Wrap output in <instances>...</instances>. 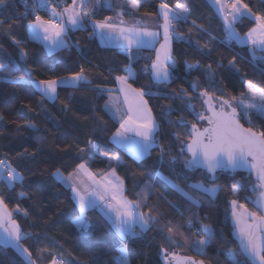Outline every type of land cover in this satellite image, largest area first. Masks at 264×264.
<instances>
[{
    "label": "trees",
    "instance_id": "obj_1",
    "mask_svg": "<svg viewBox=\"0 0 264 264\" xmlns=\"http://www.w3.org/2000/svg\"><path fill=\"white\" fill-rule=\"evenodd\" d=\"M60 1L66 7L72 0ZM166 2L174 8L177 2L184 3L185 0ZM137 3L139 13L153 16L161 0H137ZM243 3H247L253 12L264 13V4L260 0H243ZM32 4L33 0H4L0 5V64L8 66L7 70L0 71V160L24 177L23 183L11 188L0 183V199L13 213L12 218L22 232L28 235L27 239L20 241L21 246L29 249L36 264H51L53 255L65 264H118L116 259L121 250L127 264H166V253L190 257L204 264H228L225 253L229 250L238 252L228 223L229 205L235 199L238 205L243 204L252 211L256 194L251 190L254 182L245 174H217L213 179L199 169L190 171L185 168L180 147L181 141L188 143L189 129L176 121L182 118L189 128L192 123L198 127L204 123L207 125V121H198L186 107L188 96H192L191 103L196 112L204 111L199 98L201 90L231 100L233 96L240 97L246 92L245 81L264 87V51H255L253 55L251 47L234 40L227 46L224 24L208 0H187L191 13L187 21L181 20L173 28L180 37L174 39L171 46L176 63L173 79L167 85L155 84L149 70L146 71L152 60L151 52H140L133 62H129L117 50L100 47L88 22L84 28L67 34L68 44L64 49L47 55L40 44L25 38V28L34 18L21 15ZM94 4L95 0H89L84 11H91ZM115 11L100 8L94 18L112 17ZM254 23V18H242L235 25V31L244 36ZM197 26L206 31H200ZM189 38L191 45L183 42ZM204 44L208 47L203 48ZM22 49L26 53L23 59ZM233 58L235 68L228 63ZM186 62H198L200 67L187 72ZM208 65L212 66L211 81ZM126 67L135 74L128 80L129 84L146 93L144 100L159 125L157 146L140 160L112 146L110 139L118 126L105 111L107 92L114 88L116 76L126 75ZM81 68L90 83L74 89L58 87L55 101L43 99L33 86V82L40 80L68 77ZM193 82L199 85L195 91L191 87ZM181 89L187 90L188 95L183 99L170 98ZM29 107L32 111H28ZM169 107L173 111L166 114ZM240 123L256 132L264 131V117L255 113L241 118ZM29 124L36 130L28 127ZM89 140L97 145L88 164L93 175L101 177L110 168H115L117 176L123 180L124 196L130 201H140L138 211L158 216L159 224L147 231L136 227L134 237L121 239L105 216L93 208L86 212L89 223L94 226L90 234L74 226L77 208L69 190L52 174L59 169L67 176L77 164L87 161ZM161 146L165 150L163 163L159 159ZM113 156H119L120 162L109 159ZM171 157L179 158L172 164ZM162 177L199 200V207L181 196ZM197 182L205 188L216 186L220 190L210 197L188 188L189 184ZM233 186L238 189L235 194ZM172 205H177L183 215H178ZM167 220L181 225L183 236L174 237L178 243H167L166 232L162 235L159 231ZM189 220L195 226L191 231L186 223ZM201 224L211 227L216 235L205 253L197 254L185 239H199L203 233L195 234V228ZM162 248L166 253L161 251ZM238 258L244 260L242 256ZM168 261H174L171 255H168ZM0 264L25 262L11 248L0 246Z\"/></svg>",
    "mask_w": 264,
    "mask_h": 264
},
{
    "label": "snow or ice",
    "instance_id": "obj_2",
    "mask_svg": "<svg viewBox=\"0 0 264 264\" xmlns=\"http://www.w3.org/2000/svg\"><path fill=\"white\" fill-rule=\"evenodd\" d=\"M89 0H72L71 4L63 8L62 12H58L55 7L51 8L52 19H44L39 14V9L45 8L48 5V0H33V7L30 13L34 19L29 22V35L34 40L43 42L49 52L56 49L66 47L64 36L68 31L74 29H82L86 22L91 23L93 27V35L98 36L102 41L110 43L112 41L123 42L122 47H126L129 59H132V48L137 49L142 47H153L158 42L160 35L157 31L150 30L147 26H142L140 20H134L132 24H127L122 16L123 8L116 14V20L112 17L105 16L102 20L95 19L96 13L104 6L111 8L110 0H95V4L91 11L85 12ZM219 6V13L223 18L226 42L236 41L238 44H247L251 46V51L254 55L257 49L264 51V13L253 12L247 3L243 0H215ZM264 4V0H260ZM4 4V0H0V5ZM124 4L131 12L138 11L137 0H124ZM191 9L187 4L177 2L175 7H170L166 0H161L159 4V17L163 23L160 27L163 29V42L156 49V57L151 63L150 73L152 79L157 84L167 85L171 82L176 70V63L171 55L172 42L180 37L173 31L174 24L181 20L187 21ZM244 16L250 19L254 18V26L249 31L241 36L235 31L236 21ZM65 17L67 18L65 20ZM117 20L119 21L117 23ZM196 25V22H192ZM200 31H206L201 26H197ZM191 32L192 29H189ZM209 35H211L209 33ZM184 43L191 45L192 40L184 39ZM199 43V42H197ZM203 48L208 45L204 44ZM23 59L26 53L21 50ZM255 58V57H254ZM229 66L235 68V58L229 60ZM200 67L199 63L185 64V71L190 72L194 68ZM211 65H208L209 80L213 79L211 73ZM8 66L0 64V71L7 70ZM146 66V71H148ZM239 71V69H237ZM84 68L68 77H58L48 80H40L35 83L36 88L43 99L55 101L57 99L58 87L78 88L82 85L90 83L84 75ZM127 75L116 76L115 79L119 83V92L124 97V103L127 105V112H123L121 106L117 102L118 98H114L109 92V100L105 107L113 115L114 118H119L120 125L113 134L112 140L114 143L127 148L131 145V150L137 160L143 159L149 154L150 149L157 146L156 132L159 130V125L152 116V110L148 107L147 101L144 100V93L140 89H135L128 83V80L135 74L130 67L125 68ZM246 92L241 93L240 97L233 96L231 100L221 97H214L207 90H201L199 98L205 110L199 113L196 112L195 106L191 103L194 98L188 96L186 107L190 110L198 121H207V127L200 128L196 123H192L190 128L186 121L182 118L176 123L183 128L189 129V140L185 145L181 141L180 157H183L185 168L192 171L197 168L206 169L208 173L215 174L217 169L232 170L248 169L254 174L257 183L252 187V191L258 193L257 200L254 203L257 205V212H249L243 204L239 205L242 211H237V200H232V217L235 222V233L239 240V251L232 252L229 250L226 255L228 264H264V131L256 132L252 128H245L240 119L249 117L251 113H255L264 117V87L256 86L252 81H245ZM211 86V84H210ZM195 91L199 85L193 82L191 85ZM102 91V90H101ZM159 93H153L157 95ZM166 95V94H165ZM187 90L181 89L179 93L170 97L183 99L187 96ZM239 108V112H238ZM28 111H32L29 107ZM173 109H166V114H170ZM251 123V119H249ZM28 127L34 131L35 126L29 124ZM138 138V139H137ZM179 139V134H177ZM97 145L92 141H88V160L77 164L72 172L67 176L56 169L53 176L66 187L71 188L73 199L79 207V215L75 217L73 223L83 233L90 234L94 227L89 223L86 212L89 209L95 208L96 199L103 201L108 212L105 213L107 223L115 230L116 234L121 239L134 237L136 235L134 229L139 227L141 231H147L149 228L160 223L158 216L149 213L138 211L141 207L140 201H130L124 196L123 180L117 176L116 169L110 170L99 180L89 170L88 164L96 153ZM84 152L85 149H80ZM185 152L188 154L185 156ZM165 150L160 147V162L163 163ZM179 157H171L170 163L175 164ZM120 162L119 156L109 158ZM6 173V176H5ZM86 175L88 179L95 185H86L82 177ZM157 175H161L157 173ZM170 184L177 192L186 200L199 207V200L194 199L189 192L184 191L178 184L166 177H162ZM211 178H215L213 175ZM23 175L16 171L10 164H6L0 160V183L7 184L12 187L16 183H23ZM150 187V186H148ZM189 189L199 190L208 193L211 196L220 190L218 187L205 188L203 184L197 182L188 185ZM238 191L236 186H233L232 192L235 194ZM110 196V200L108 197ZM146 198V197H145ZM250 199V198H249ZM178 215H183L177 205H172ZM27 216V212H24ZM13 213L9 212L4 205L3 199H0V240L8 247L14 248L22 257L26 264H36L32 260V253L28 248L22 247L20 241L27 239L28 235L23 233L16 220L12 218ZM188 229L191 231L195 226L189 220L186 222ZM181 225L174 224L172 220H167L166 224L161 225L159 231L165 234V241L170 244L178 243L174 239L176 235L183 236L180 232ZM203 233L197 240L188 241L185 243L200 254H204L207 245L215 238L214 230L201 224L195 228V234ZM123 251V250H121ZM162 252L166 253V249L162 248ZM168 255H171L172 260L177 264H204L203 261L191 260L189 257H178L175 253H166V264H171L168 261ZM243 256L244 260L239 259ZM51 264H65L55 255L52 256ZM121 264H127L126 260H122Z\"/></svg>",
    "mask_w": 264,
    "mask_h": 264
},
{
    "label": "crops",
    "instance_id": "obj_3",
    "mask_svg": "<svg viewBox=\"0 0 264 264\" xmlns=\"http://www.w3.org/2000/svg\"><path fill=\"white\" fill-rule=\"evenodd\" d=\"M72 2V1H71ZM71 2L69 3V4H71ZM110 2H111V8H108V7H104V6H102L101 8H105V9H114V10H116L115 12H114V15L112 16V18L114 19V20H116V14H117V12H120L121 10H122V8H123V12H124V14H123V16H122V19L127 23V24H132L133 23V21L134 20H140L141 21V24H142V26H147L150 30H152V31H157V32H159L160 33V35H159V37H158V42H156L155 43V46H153V47H142V48H139V49H137L136 47H133L132 48V52H131V55H132V59L130 60L129 59V55L127 54V49H126V47H122V44H123V42L121 41V42H117V41H112V42H110V43H106V42H104V41H102L98 36H95V35H93L94 36V38H95V40H96V42H97V44L100 46V47H104V48H111V49H115V50H117L118 51V53H120L121 55H123V56H125L128 60H129V62H133L134 60H135V55L136 54H138V53H140V52H144V51H146V52H151L152 53V60H151V63H152V61L155 59V57H156V49L157 48H159L160 47V43L161 42H163V29L160 27V25L163 23V20H162V18H160L159 17V5H158V7H157V12H156V14L155 15H153V16H149V15H144V14H141V13H139L138 11H136V12H131V10L130 9H128L127 7H126V5L124 4V0H110ZM208 2L210 3V5L212 6V8H213V10L215 11V13H216V15L219 17V19L221 20V22L223 23V18H222V16L220 15V13H219V6L215 3V0H208ZM68 4V5H69ZM242 18H248V16H244V17H241V18H239L237 21H236V23H235V25L242 19ZM67 18L65 17V20H66ZM119 21L117 20V23H118ZM224 24V23H223ZM29 25V24H28ZM28 25L26 26V28H25V38H26V40H28V41H32V42H36V43H38V44H40L41 46H42V48L44 49V51H45V53L47 54V55H51V54H54L55 52H57V51H59V50H62V49H64L65 47H63V48H59V49H56L55 51H52V52H49L48 51V49L46 48V46H45V44L43 43V42H41L40 40H34V39H32L31 37H30V35H29V28H28ZM235 25H234V27H235ZM88 26H89V28H90V30L92 31V33H93V27H92V25H91V23H89L88 22ZM79 29V28H78ZM78 29H74V30H70V31H68L67 32V34L69 33V32H71V31H75V30H78ZM67 34L64 36V40H65V42H66V46H67ZM240 45H245V46H248V47H251L250 45H247V44H240ZM256 51H261L260 49H257ZM151 63H150V65H149V74H150V78H151V80H152V82L153 83H155L154 82V80L152 79V76H151V73H150V67H151ZM126 75H127V73H126ZM129 83V82H128ZM155 84H157V83H155ZM33 86L35 87V89L38 91V89L36 88V86H35V83H33ZM119 87H120V85H119V83L115 80V86H114V88L113 89H110L108 92H107V95H106V98H107V100H106V102L109 100V92H111V94H112V96L114 97V98H118V100H117V102L119 103V105L121 106V109H122V111L123 112H127V105L124 103V97H123V95L119 92ZM64 88H69V89H74V88H70V87H64ZM39 92V91H38ZM40 93V92H39ZM105 111H106V113L108 114V116L115 122V124L119 127V125H120V120H119V118H114L113 117V115L111 114V112H109L108 111V109L105 107ZM157 133V132H156ZM113 137V136H112ZM112 137H111V139H110V143L112 144V146H114L115 148H117V149H119V150H122V151H125L127 154H129L130 156H132L133 158H135V156H134V154H133V151L131 150V145H129L127 148H125V147H122V146H120V145H118V144H116V143H114L113 142V140H112ZM138 139V138H137ZM151 150V149H150ZM147 156V155H146ZM145 156V157H146ZM144 157V158H145ZM136 159V158H135ZM5 176H6V173H5ZM104 176V175H103ZM103 176H101V177H103ZM101 177H97V179L99 180ZM54 179L56 180V181H58L55 177H54ZM82 179L84 180V182H85V184L86 185H92V182L88 179V177L86 176V175H84L83 177H82ZM59 183H61L65 188H67L68 190H69V192H70V196H71V199H72V202H73V204L75 205V207L77 208V211H78V215L80 214L79 213V207H78V204L76 203V201L73 199V193H72V191H71V188H69V187H66L65 185H64V183H62V182H60V181H58ZM4 184V183H3ZM16 184H18V183H16ZM7 188H11V187H9L7 184H4ZM15 185V184H14ZM95 187V185H92V188H94ZM94 199H96V209L97 210H99L104 216H105V213L106 212H108V209L105 207V204H104V202L103 201H101V200H99L98 198H95L94 197ZM108 199L110 200V196L108 197ZM90 210V209H89ZM74 226H75V224H74ZM76 227V226H75ZM77 228V227H76ZM139 228V227H138ZM78 229V228H77ZM140 229V228H139ZM131 238V237H130ZM0 246L1 247H5V248H11L12 250H14V252H16L22 259H23V261L25 262V264H26V261H25V259H24V257H22L14 248H12V247H8V246H5L4 244H3V241L2 240H0Z\"/></svg>",
    "mask_w": 264,
    "mask_h": 264
},
{
    "label": "water",
    "instance_id": "obj_4",
    "mask_svg": "<svg viewBox=\"0 0 264 264\" xmlns=\"http://www.w3.org/2000/svg\"><path fill=\"white\" fill-rule=\"evenodd\" d=\"M203 109L205 110V106H203ZM207 126L208 125H206V127ZM187 155L188 154L185 152V156H187ZM197 169L203 171L208 177H212L213 175L215 176L217 174H237V173H239V174H245V175H248V176L251 177V180L254 182V184L257 183V180H256L255 175L252 174V173H250V171L248 169H237L235 171L217 169V171H216L215 174L208 173L207 170L206 169H203V168H197ZM257 197H258V193H257L254 201L257 200ZM254 201L252 202V208H253L254 212H257L258 215H259V211H258L257 205L254 203ZM237 211L238 212L239 211H242V209L239 208V205L238 204H237ZM228 223H229V227L231 229V238H232V241L236 244L237 250L239 251V240H238L237 234L235 233V222H234V219L232 217V205L231 204L229 205ZM181 257H185V256H181ZM242 258L244 259L243 256H242ZM191 260H194V259L191 258ZM197 262H199V261H197ZM171 264H177V262L176 261H173Z\"/></svg>",
    "mask_w": 264,
    "mask_h": 264
},
{
    "label": "built area",
    "instance_id": "obj_5",
    "mask_svg": "<svg viewBox=\"0 0 264 264\" xmlns=\"http://www.w3.org/2000/svg\"><path fill=\"white\" fill-rule=\"evenodd\" d=\"M64 6H65V4H64L63 1H60V0H48V5L45 8L39 9L38 11H39V14H41L43 16L44 19H52L53 17H52V13H51V8L55 7L58 12H62ZM32 7H33V4L28 6L26 11L23 12L21 16L26 18L29 15L32 18H34V16L31 15V14L25 15L26 12L30 13V10H31ZM224 41H225L226 45L228 46L229 42H226V38H225ZM143 60L146 61V57L145 56H143Z\"/></svg>",
    "mask_w": 264,
    "mask_h": 264
},
{
    "label": "rangeland",
    "instance_id": "obj_6",
    "mask_svg": "<svg viewBox=\"0 0 264 264\" xmlns=\"http://www.w3.org/2000/svg\"><path fill=\"white\" fill-rule=\"evenodd\" d=\"M229 2H230V0H229ZM245 89H246V86H245ZM240 111V110H239ZM258 115V114H257ZM260 116V115H259ZM204 127H206V125H205V123H204V125H201L200 126V128H204ZM199 191V190H198ZM200 192H202V191H200ZM203 193H205V192H203ZM205 194H207V195H209L208 193H205ZM210 197H211V195H209ZM193 250V249H192ZM194 251V253H197V254H200V253H198V252H196L195 250H193ZM122 260H124L123 259V254H122V251H120V254H119V256H118V258L116 259V261H117V263L118 264H121V261Z\"/></svg>",
    "mask_w": 264,
    "mask_h": 264
},
{
    "label": "flooded vegetation",
    "instance_id": "obj_7",
    "mask_svg": "<svg viewBox=\"0 0 264 264\" xmlns=\"http://www.w3.org/2000/svg\"><path fill=\"white\" fill-rule=\"evenodd\" d=\"M255 185V184H254ZM253 185V186H254ZM256 195H257V192H256V194H255V196H254V198H253V201H254V199H255V197H256ZM253 209V208H252ZM249 211V210H248ZM250 212H254V210H252V211H250ZM258 214V213H257Z\"/></svg>",
    "mask_w": 264,
    "mask_h": 264
}]
</instances>
